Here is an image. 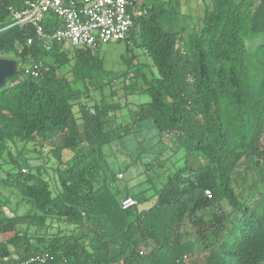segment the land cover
<instances>
[{"label":"trees","instance_id":"obj_1","mask_svg":"<svg viewBox=\"0 0 264 264\" xmlns=\"http://www.w3.org/2000/svg\"><path fill=\"white\" fill-rule=\"evenodd\" d=\"M23 1L0 0V57L18 61V74L0 88V182L20 196L12 207L0 185V201L9 207L0 206V233H12L0 240V264L38 253L50 255L45 264H185L184 256L195 252L208 253L214 264H264V187L244 197L235 185L244 163L248 174V157L256 165L264 161V44L247 45L264 33V0H211L192 28L183 22L180 0H142L146 12L135 16L125 40L149 55L157 73L148 75V65L139 63L142 83L126 88L151 100L115 127L108 111L118 104H89L91 90L102 88L93 76L102 61L94 60L92 46L54 42L51 50L43 48L32 24L13 22L10 7ZM56 24L53 17L46 30ZM71 53L79 58L60 72ZM31 61L43 62L37 77L25 73ZM82 81L87 86L77 88ZM76 106L83 130L78 118L71 124ZM57 128L62 144L39 151L47 170L21 160L30 142L43 147ZM133 139L140 157L129 161L121 154ZM190 155L198 166L189 164ZM47 161L57 167L51 171ZM138 161L153 189L148 207L139 197L147 189L122 195L117 183L118 172ZM115 162L120 170L113 169ZM261 174L264 180V168ZM127 196L137 203L123 209ZM208 203L229 209L210 223L196 220L199 238L187 240L185 222ZM28 206L29 226L21 229L18 210ZM62 221L74 229L49 231Z\"/></svg>","mask_w":264,"mask_h":264},{"label":"rangeland","instance_id":"obj_2","mask_svg":"<svg viewBox=\"0 0 264 264\" xmlns=\"http://www.w3.org/2000/svg\"><path fill=\"white\" fill-rule=\"evenodd\" d=\"M181 1V11L185 15V20L183 21L189 28H192L193 26L199 25V19L203 17L206 3L210 2L211 0H180ZM261 44H264V33L257 34L251 38L247 39V45L249 50H252V48H257ZM69 45V43H67ZM71 46V45H69ZM91 53L94 58V60H101L102 61V68L95 70L93 72V76L95 80L97 81L99 86H102V88H97V90H91L92 94H94V99L89 100V104H94L95 102L99 103L100 105H110V104H118L119 106H115L113 108H109L108 114L111 117L110 120V126L115 127L125 121H128L129 118H132L133 113H131V109H137L138 104L149 102L151 100L150 96L146 93H138V92H129L126 88L125 83H134V82H140L142 83V77L138 74L139 69V63H146L148 66L145 67V71L148 73V75H152V73H157V70L155 67H151V64H153L152 59L149 57V55L143 50L137 48L134 46L132 42H127L126 40H119V41H110L104 44H101L99 47L92 46L91 47ZM74 54V55H73ZM79 55V54H78ZM77 54L71 53L70 56V64L66 63L62 66L60 72H64L68 69H70L71 65L77 61L79 58ZM82 55V54H81ZM8 58H13L12 56ZM127 60H133V63H128ZM59 62V61H58ZM133 73L134 76L129 77V75ZM68 78L70 80L74 79V75L72 72L67 73ZM91 80L89 83V86L92 88L95 86V81ZM11 82V81H10ZM83 83L77 84V88H83ZM86 84V83H85ZM86 84V86H87ZM110 84H114L111 86ZM127 92H129L127 94ZM128 102L130 105V109L126 108L124 106V102ZM92 108L94 106L92 105ZM78 106L75 108V115L77 117L71 119V124H74V120L78 118L76 121L77 126L80 130H83V121H82V114L80 110H78ZM96 111V109H95ZM155 131V130H154ZM154 131L149 130L150 134H153ZM156 132V131H155ZM157 134V133H156ZM159 137H155L154 139L150 140V143L157 142ZM164 143L167 144V140H169L168 137H166V134L163 136ZM62 136H61V130L57 128L54 132H52L47 138H44L43 140V147H41L40 141H32L30 142L29 146L25 147V152L22 155L21 160L23 162H26L28 166L34 167L35 165L44 166V170H47L46 166L44 165V162L46 161V158H44V155L39 153L40 149L42 148V151L45 153L53 148V146L61 145L62 144ZM136 140L130 141L129 151L126 155L121 154L122 156H125V158L129 161L137 159V157H140L138 155L137 150L135 149ZM21 151V150H19ZM23 152V150H22ZM67 154V153H66ZM48 160L50 158H47ZM55 160V158L53 157ZM248 165L249 170L248 174H246V163L240 167V173L237 177V180L235 181L236 188L238 191H240L241 195L244 197L249 196L253 193L255 190H260L264 187V180L262 179L263 176L261 174V169L264 168V161L261 162L260 165L255 164V157L251 156L248 157ZM199 159L195 158L193 155H190L189 158V164L191 166H198ZM46 164L49 166V169L53 171V167H57L56 164L52 165L51 161H47ZM113 169L115 171L120 170L122 167L121 162L118 164L115 162L112 165ZM143 165L138 161V163H135L131 165L130 167L124 169V172L119 171L118 172V186L121 188V194L124 195L127 191L130 192L131 195H137L139 193V190L141 188L147 189L144 193L140 194L141 199V206L142 207H148L152 203V198H148L150 195L153 194V189L149 188L150 184L147 182L148 179L146 177V174L143 171H139L140 168H142ZM48 169V170H49ZM43 170V171H44ZM143 170V169H142ZM47 172V171H44ZM122 174L123 176H120ZM48 180L51 181L50 174L45 173L44 175ZM3 182H0L1 185V191L4 192V195L11 197V206L16 207L17 199L20 197L19 194L15 191V187L12 186H6L2 184ZM146 195L147 200L144 199ZM2 199L6 200L2 197ZM0 206L2 209L9 210V207L6 203L0 201ZM229 209L227 206H220V205H212L210 203L208 204H202L201 207H196L194 211V215L191 216V218H188V222H185L183 226V230L186 232V239L187 240H195L198 239L199 236L196 232V223L195 221L200 219L201 224L204 222L213 221L217 218V215H221L224 211ZM20 215L24 216V219L19 223V228L25 229L29 226V216L30 213L29 206L28 207H22L18 210ZM32 214V212H31ZM51 219H48V222L50 224ZM210 223V222H209ZM75 225L68 224L66 222H60L58 224H54L49 231L51 233H54L57 231V229L61 230H71L74 229ZM36 227L35 225L30 226L29 231L34 234L36 233ZM12 235V233L8 234H2L0 233V240H4L9 238ZM184 262L185 264H214V259H212L211 256H209L208 253L202 252V253H189L187 255V258L185 259L184 256Z\"/></svg>","mask_w":264,"mask_h":264},{"label":"built area","instance_id":"obj_3","mask_svg":"<svg viewBox=\"0 0 264 264\" xmlns=\"http://www.w3.org/2000/svg\"><path fill=\"white\" fill-rule=\"evenodd\" d=\"M10 10L14 24L35 27L36 36L47 50H51L54 42L100 46L125 40L135 24V16L146 12L142 0H24L20 7L11 6ZM53 17L57 18V24L48 32L45 23ZM34 39L35 36L28 37L27 43L32 44ZM42 67L43 62L31 61L24 70L27 75L37 77ZM207 193L210 195V191ZM136 203L134 197L127 196L121 206L128 209ZM49 259L48 253H38L17 264H45Z\"/></svg>","mask_w":264,"mask_h":264},{"label":"water","instance_id":"obj_4","mask_svg":"<svg viewBox=\"0 0 264 264\" xmlns=\"http://www.w3.org/2000/svg\"><path fill=\"white\" fill-rule=\"evenodd\" d=\"M18 74V61L15 58L0 57V88L6 84V79Z\"/></svg>","mask_w":264,"mask_h":264}]
</instances>
